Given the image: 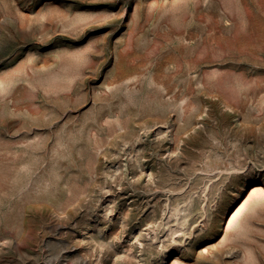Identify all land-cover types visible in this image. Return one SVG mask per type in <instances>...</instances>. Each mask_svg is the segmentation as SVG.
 <instances>
[{
	"label": "rangeland",
	"instance_id": "obj_1",
	"mask_svg": "<svg viewBox=\"0 0 264 264\" xmlns=\"http://www.w3.org/2000/svg\"><path fill=\"white\" fill-rule=\"evenodd\" d=\"M0 264H264V0H0Z\"/></svg>",
	"mask_w": 264,
	"mask_h": 264
},
{
	"label": "bare ground",
	"instance_id": "obj_2",
	"mask_svg": "<svg viewBox=\"0 0 264 264\" xmlns=\"http://www.w3.org/2000/svg\"><path fill=\"white\" fill-rule=\"evenodd\" d=\"M243 209H244V206H242L241 208H238L237 211L235 212L234 216L230 219L229 224H228V226L230 228L231 227L236 228L235 226H239L238 225V224H240V222H239L240 216L239 215L241 214Z\"/></svg>",
	"mask_w": 264,
	"mask_h": 264
}]
</instances>
